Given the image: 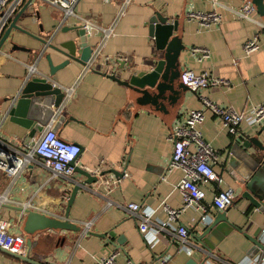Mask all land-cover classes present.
<instances>
[{
	"label": "crops",
	"instance_id": "0c3cea01",
	"mask_svg": "<svg viewBox=\"0 0 264 264\" xmlns=\"http://www.w3.org/2000/svg\"><path fill=\"white\" fill-rule=\"evenodd\" d=\"M124 2L79 0L75 10L99 25H110L119 15ZM247 2L250 1L221 0L223 5L233 8ZM213 9L223 14L222 22L203 27L198 20L185 19L182 40L187 49L181 54V62L183 71L200 73L206 69L228 81V84L195 92L189 89L174 122V129L190 110L203 107L200 99L203 93L220 105L233 106L246 114L264 101V27L239 19L213 0H131L118 18L112 37L102 48V53L108 57L117 54L129 56V70L142 69L156 51L155 40L149 35L148 28L151 16L160 12L176 18L190 11L207 12ZM254 16L263 22L258 12ZM62 17V11L46 0H27L13 16L27 32L12 29V34L0 50V138L14 152L25 151L27 145L33 142L29 130L12 120L10 109L28 78V65L36 61L39 73L52 75L54 72L57 75L58 85L76 84L73 97L64 101L62 108L55 110V119L64 115L57 132L63 139L81 145L77 165L93 173L98 169L110 172L80 190L75 197L70 218L82 225L83 230L42 232L34 238L30 247L27 245V255L44 264H96L113 254L116 256L114 264H189L191 256L187 250L197 244L194 235L203 234L219 216L220 210L213 203L216 185L203 183L206 191L203 203L211 216L209 222L204 223V211L200 207H189L177 219H169L164 204L171 208H181L184 204L177 188L183 171L180 168L169 170L174 149L173 132L162 117L147 110L139 111L128 125L127 121L133 114V105L129 103L130 91L103 74L114 71V66H104L102 71L91 70L80 80L78 77L83 68L80 62L69 60L63 68H57L68 59L63 53L67 51L66 44L81 42L78 33L81 25L75 17H70L54 33ZM90 35L87 44L94 46L102 33L93 29ZM255 36L260 40L259 49L245 55L244 42ZM42 39L51 40L50 46ZM197 46L209 48L210 58L199 61L192 55V47ZM123 72V76L129 74ZM261 127L244 121L240 127L242 132L234 135L219 117L210 112L200 127L205 140L221 152L215 163L216 170L223 177L220 188H233L235 197L240 190L225 170L226 156L238 139H243V133L252 135ZM260 139L264 142V130ZM112 169L124 172V175L117 176ZM82 179L84 176L78 171L69 178L53 176L38 158L16 176L0 171V219L11 222V232L23 233L21 224L24 214L17 210L19 206L64 217L74 185ZM132 201L153 209V221L168 222L167 229L161 232L160 240L154 244H149L140 231L139 218L126 209L127 203ZM227 217L231 224L219 223L208 235L214 243L208 264H236L254 257L249 255L253 243L247 234L261 236L264 214L248 200L241 199L229 207ZM88 222H91L89 231L103 235L85 233ZM179 225L190 231L185 244H181L177 236ZM193 258L201 260L199 256ZM0 264L31 263L0 249Z\"/></svg>",
	"mask_w": 264,
	"mask_h": 264
},
{
	"label": "built area",
	"instance_id": "2783aa9c",
	"mask_svg": "<svg viewBox=\"0 0 264 264\" xmlns=\"http://www.w3.org/2000/svg\"><path fill=\"white\" fill-rule=\"evenodd\" d=\"M27 0H0V39L9 26L13 16L25 4ZM51 5L60 9L63 16L60 23L55 27L54 33L59 31L70 17H75L80 21V25L85 29L86 33L91 34L93 29H97L102 33L98 43L94 45L90 58L83 65L81 74L78 80L84 74L91 70H104L103 67L107 65L114 66L116 69L107 73H118L121 68L129 66L130 57L124 54H117L114 57L105 56L102 53V48L105 42L112 37L118 18L124 12L131 0H125L122 4L121 11L117 18L110 25H99L94 21L79 15L75 7L79 0H46ZM31 2V1H30ZM216 5H221L229 9L239 19H247L264 27V22L256 18L254 15L257 12L255 5L251 2L243 4L239 8H233L221 3V0H213ZM188 20H198L204 27H209L213 24L222 22L223 14L213 9L210 11H190L186 14ZM258 37L248 39L243 44V51L245 55H249L260 47ZM46 43V45L49 44ZM192 55L197 57L199 61H204L211 56V51L207 47H192ZM29 74L39 73L36 61L28 65ZM183 81L192 90L207 89L211 86H220L228 84V81L216 76L209 70H202L196 73L193 70L184 71L182 74ZM65 92L63 100L67 101L73 97L76 89L75 85H59ZM200 99L203 107L199 109H192L184 118L183 122L179 124L173 132L172 140L174 142V149L172 160L170 162L169 170L180 168L183 171V176L177 185L179 192L183 198V205L181 208H171L164 204L165 210L168 213L169 219H177L181 212L189 207H200L204 214L202 219L209 222L210 215L206 212L203 203L206 197V191L203 188V183H214L217 192L214 196L213 203L217 210H224L231 205L235 198L233 188L221 189L223 177L218 173L215 163L218 162L221 152L213 148L203 137L201 125L207 117V113L219 117L225 127L234 135H239L241 125L244 121L256 124L258 126L264 125V101L249 112L238 110L233 106H223L217 102L212 101L207 96L200 94ZM62 108V106H60ZM60 109V108H59ZM55 117L45 125L44 130L37 136L33 137L32 144L27 145L23 152L16 150L15 152L8 149L5 142L0 138V171L7 175L16 176L20 174L25 167L40 159L42 165L52 172L53 176L71 177L75 174L77 159L81 153V145L78 143L67 141L63 139L59 133L53 129ZM100 169L95 170L99 173ZM111 204V203H110ZM29 206V205H28ZM26 207V206H24ZM29 208V207H28ZM126 209L134 216L139 218V229L147 238L149 244H154L159 239L162 231L167 229V223L161 221H153L155 211L147 205L138 202H129ZM91 222L86 223L85 233L89 231ZM177 236L181 244L188 242L189 229L183 225L177 227ZM261 239L264 242V228L261 231ZM0 246L13 252L22 255L28 253L26 244V235L23 233L11 232V222L0 219ZM114 254L97 261L96 264H114ZM236 264H264V251L254 257H248L244 261H239Z\"/></svg>",
	"mask_w": 264,
	"mask_h": 264
},
{
	"label": "water",
	"instance_id": "95a60500",
	"mask_svg": "<svg viewBox=\"0 0 264 264\" xmlns=\"http://www.w3.org/2000/svg\"><path fill=\"white\" fill-rule=\"evenodd\" d=\"M248 1L255 5L264 22V0ZM186 14L173 18L156 12L150 17L148 21L149 35L155 40L156 51L153 54L154 56L145 62L142 69L129 70L130 67L128 66L121 68L118 73L102 72L107 77L126 86L128 91H130L129 103L133 105V114L131 119L127 121L128 125H131L139 111L147 110L162 117L170 127L171 132H174V122L181 112L187 91L191 89L184 83L182 77L184 71L181 54L187 49V45L182 40L185 19L187 18ZM17 20V18L13 19L5 29L0 39V50L6 39L12 34V29L26 31L25 28L17 24ZM78 33L81 42L71 41L66 44L67 51H63V53L68 59L63 64L61 63L57 67L58 69L66 66L69 60H76L84 65L90 58L94 46L87 44V41L91 35L86 33L82 27L78 29ZM42 41L45 44L48 43L46 39H42ZM81 43L86 45L81 46ZM50 44L49 42L48 46ZM122 71H126L129 74L123 76L124 72L122 73ZM57 82L58 77L54 72L52 75L44 72L31 75L24 82L19 95L14 98L10 109L11 118L29 130L30 138L37 133H41L45 125L54 116L55 110L62 106L65 92ZM191 91L195 92V90ZM54 117L56 118V114ZM64 119V115L59 116L53 125V129L57 131ZM263 130L264 125L255 134H242L243 139L239 138L226 156L225 170L234 178L240 190L230 206L241 199H246L256 210L264 214V142L260 139ZM75 171L83 175L84 179L74 185L67 201L64 217H57L28 207H17V210L24 214L21 230L27 235L26 244L29 247L33 244L34 238L45 231L58 233L61 231L83 230L82 225L70 218V209L74 200H76L75 197L80 190L98 182L101 176L110 171L93 173L78 165H76ZM111 171L120 177L124 175V172L114 169ZM229 207L225 210H220L219 216L214 223L209 224L210 226L207 227L203 234L194 235L197 244L190 246L187 250V253L191 256L188 261L189 264H208L214 249V243H212L208 235L219 223L226 222L231 224L227 217ZM89 233H95L99 236L103 235L93 231H89ZM247 237L253 243L249 253L250 256H255L259 252L264 251V242L260 236L247 234ZM0 249L21 261L31 264H44L31 259L27 254L13 253L1 246ZM193 256H199L201 260L195 261Z\"/></svg>",
	"mask_w": 264,
	"mask_h": 264
}]
</instances>
